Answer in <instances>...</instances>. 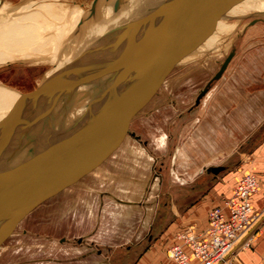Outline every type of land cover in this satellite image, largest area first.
<instances>
[{
  "label": "rangeland",
  "instance_id": "obj_1",
  "mask_svg": "<svg viewBox=\"0 0 264 264\" xmlns=\"http://www.w3.org/2000/svg\"><path fill=\"white\" fill-rule=\"evenodd\" d=\"M3 1L4 5L0 4V9L2 8L0 11V84L14 89L21 95L0 87V106L12 108L15 111L17 107L19 109L22 106L32 105L38 100L39 95H34L38 87L42 88L44 96L50 90H53L52 94L56 95V87L52 80L61 78L69 83L68 75L74 74L72 73L75 72L74 66L77 70H81L79 74H75L79 76H74V79L75 77L80 79L83 75L89 74V71L84 72L87 60L79 61L75 58L68 61L67 65L73 68L70 67V74L65 77L62 71L66 64L35 61V57H39L38 54H40L36 52L38 47L35 42L45 41L46 37L52 34L62 37L71 35L70 39H73V34H76L84 24L85 17L81 19L78 26L74 24L61 31V25L70 16V10L78 6L75 0ZM92 2L94 1L77 0L81 10H87ZM149 3L152 4L151 0ZM137 18L145 19L142 15H138ZM209 19V17L199 19L201 20L199 25L190 23L182 33L191 32L197 38L196 47L199 45L198 48H201L205 45L208 50H211L218 39L217 43L221 44L218 50L208 51L197 56L198 60L194 59L185 66L175 68L167 78L171 80L168 86L163 85L160 88L166 80L163 79L153 92L149 89L150 87L144 90L142 100L140 99L130 109L121 125L113 130L116 138L109 137L107 140L106 137L104 140H107V143L96 150V155L84 169L56 193L41 202L18 224L0 247V264H37V258L40 257L45 259L38 264H52L53 259L61 257H63L62 264H79L78 260L87 258L89 261L99 250H102L104 255L112 254L110 257L112 264L118 262V259L121 260L122 256L127 261L123 264H131L132 262L129 261L133 254L128 253L130 250L135 251V259L142 258V261L140 260L137 264H177L168 257V249L177 243L178 235L190 225H196L202 230L207 222L205 215L195 213L194 216H188V219L182 223H177L179 227H176L173 232H164L166 225L174 221L176 217L174 213L176 182L173 163L175 151L171 142L164 145L163 141V147L157 148L161 140L157 139L155 142V140L149 141L148 138L147 140L143 138L144 127L156 129L158 133L159 119L156 117L155 123L151 124L144 121L149 119L148 116L153 112L159 110H163L167 115L175 114V100L178 99L179 105H182L181 103L186 102L181 101L199 95V91H202L219 71L230 51L235 49V56H237V52L244 51L245 47L264 46V21L247 27L244 32L240 29L235 31L237 35L240 34L236 38L235 32L229 36L230 32L227 31L230 19L214 20L221 30L224 29L221 36L206 28L209 25ZM231 20L235 21L232 18ZM251 20V18L245 19L244 22L249 23ZM127 22L130 23L127 32L129 31L132 35L134 29L133 27L131 29V20L127 19ZM151 22L146 20L142 25V28L146 29L139 32L141 38ZM199 26L201 32L197 33ZM70 41L65 39L63 44L60 43L59 53L72 44ZM122 41L127 42V40ZM188 46L190 45L184 48ZM175 48L173 43L172 48L169 49L167 45H164L157 52L170 59L172 56L168 52L174 51ZM206 50L203 48V51ZM149 64L145 72H141L136 77L132 72L128 79L116 89L108 88L118 83L119 72L107 75L108 77H104L105 80H99L98 84H102L98 86L99 88H88L89 91L86 88V97L90 96V99L88 98L89 100L80 106L82 113L87 117L95 106L100 107L114 97L123 96L132 88L138 90L147 88L151 77L159 72V70L153 72L152 69L154 67L158 69L160 63L151 59ZM249 64L253 67L252 63ZM137 70L139 71L136 69L135 72H138ZM217 81H214L212 85ZM77 89L78 87L71 89L70 96L73 97ZM149 95L150 98H144ZM72 97L70 101H67L68 104L72 101ZM51 98L52 103H56L58 107L61 106L59 102L61 95ZM86 117L78 116L69 124L63 125L64 128L61 126L54 130L55 132L48 134L49 137L47 135L43 139L40 138L33 157L68 136L69 131H74L69 130V125L78 128L81 124L80 120L83 121ZM28 122L29 120L22 122V126L18 124L12 132L15 135L20 133ZM125 123H128L127 127H124ZM8 138L14 143L17 141L13 140L15 139L13 134L4 132L0 135V162L12 152L14 143H11L9 148ZM141 148H144V151ZM13 158L15 156H12ZM133 179L134 181H131ZM244 249H239L236 256ZM236 256H232L230 261L224 264H234ZM105 264H111V261Z\"/></svg>",
  "mask_w": 264,
  "mask_h": 264
},
{
  "label": "crops",
  "instance_id": "obj_2",
  "mask_svg": "<svg viewBox=\"0 0 264 264\" xmlns=\"http://www.w3.org/2000/svg\"><path fill=\"white\" fill-rule=\"evenodd\" d=\"M76 4L80 5L77 1ZM78 6L74 7L72 11L70 10V16L61 25V31L74 24L78 26L83 17H85L84 24L86 23L85 19L87 18L86 15H89V10H81ZM200 21L199 19H192L190 23L199 25ZM140 22L143 25L145 21L140 20ZM208 22L209 25L206 28L213 32L217 31V22ZM158 23L154 22V26ZM176 24L170 23L168 30L173 29ZM81 31L82 27L77 33L75 32L76 34H73V39H70L71 35L62 37L52 34L50 37H46V41H39L41 48L35 44L38 47L36 52L41 53L38 55L42 57L38 61L56 63L48 61L47 55L58 54V46L63 44L65 39L71 40L70 43L73 42ZM200 32L199 26L197 33ZM218 36L221 35L218 34ZM236 36L239 34L236 33ZM130 37L131 34L125 32L120 34L118 47L119 45H128ZM137 37H140L139 32ZM140 39L142 38L140 37ZM196 39L191 32H181L165 44L169 49L173 47V43L176 47L174 51L168 52L172 56L170 59L161 56L158 52L152 56L151 59L160 64L162 62L172 63V68L162 74L166 80L163 81L160 88L163 85H169L171 80L167 78L174 72L175 68L191 63L198 58L197 56L208 51L218 50V39L211 50H208L205 45L201 48H198L199 45L196 47L198 44ZM122 40H127L126 45ZM186 45L190 46L184 48ZM203 48L207 50L203 51ZM183 52H186L185 56ZM93 57V55L90 56L85 66H89ZM185 61L186 63H184ZM249 63H252L253 67ZM155 68L152 69L153 72L154 70H162L160 67ZM226 70L220 79L215 80L219 81L210 87L199 104H196L198 95L189 100L181 101L186 102L181 103L182 105H179L180 101L177 99L175 100L176 105L174 104L176 107L174 109L175 114L167 115L163 110H159L153 112L148 116L149 119L144 121L151 124L155 123L156 117L159 119L158 133H156L155 128L153 130L144 127L143 138L146 140L148 138L149 141L155 140V142L157 139L161 140L162 142L160 141L157 148H162L164 142V145L171 142L175 151L173 163L175 166L174 181L176 182L174 188L176 198L174 204L176 211L174 213L176 217L174 221L166 225L164 232H173L176 227H179L177 223H182L188 219V216H194L195 213L205 215V221L208 225L210 211L220 206L223 199L231 197L234 189L248 174L255 175L260 184L259 192L251 198L253 210L255 213H264V46L245 47L244 51L237 52V56H233ZM150 73L148 74L150 75ZM148 97L150 98V95L144 98L148 99ZM78 116L80 118L86 117L82 112ZM83 121L80 120V123ZM76 129V127L73 128L69 125V130L75 131ZM71 132L69 131V135ZM141 149L144 151V148ZM213 167H222L223 170L216 174L211 171ZM207 225L205 224V228ZM128 253L133 254L129 262L137 264L140 260L142 261V258L135 259L134 250H130ZM111 255H104L102 250H99L98 253L92 255L89 261L84 258V260H78V263L105 264L107 261H111L112 264ZM61 258L53 259L52 264H62ZM44 259L42 257L37 258V264L43 262ZM124 259L122 256V259H118L115 264L127 263ZM234 264H264V217L257 240L251 247L237 254Z\"/></svg>",
  "mask_w": 264,
  "mask_h": 264
},
{
  "label": "water",
  "instance_id": "obj_3",
  "mask_svg": "<svg viewBox=\"0 0 264 264\" xmlns=\"http://www.w3.org/2000/svg\"><path fill=\"white\" fill-rule=\"evenodd\" d=\"M231 1L234 0L167 1L153 15H149L143 20H149L154 16L161 17V21L156 26L152 20L142 39L136 41L135 36L141 22H135L131 25V29L133 27L134 31L129 39L128 47L120 59L108 63V65L89 75H83L74 84H68L61 78L53 79L52 83L56 87L55 92L76 88L81 84L114 72H119L118 83L108 89L118 88L132 72H134L135 77L141 72H145V68L150 65L152 56L163 45L183 32L195 14ZM170 23L177 24L173 29L168 30ZM185 53L183 52V55ZM233 55L234 53H231L224 60L219 71L200 91L196 104L200 103L201 98L210 89L212 82L222 77V73L228 67ZM159 67L162 70L151 77L147 88H140L139 90L132 88L123 96L114 97L100 107L95 106L83 123L57 144L25 163L0 171V247L34 208L70 182L78 172L88 165V162L96 155V150L101 145L106 144L109 137L116 138L113 130L121 125L130 109L140 99L142 100L144 90L150 87L149 89L153 92L155 87L160 85V80L164 79L161 75L172 68V63L162 62ZM136 69L139 71L135 72ZM39 94H44L41 87H38L34 93L37 96ZM127 126L128 123H125L124 127ZM105 138L107 140H104ZM222 170V167L211 169L216 174Z\"/></svg>",
  "mask_w": 264,
  "mask_h": 264
},
{
  "label": "bare ground",
  "instance_id": "obj_4",
  "mask_svg": "<svg viewBox=\"0 0 264 264\" xmlns=\"http://www.w3.org/2000/svg\"><path fill=\"white\" fill-rule=\"evenodd\" d=\"M93 1L94 3L92 2L93 4L91 3L89 8L86 10H89L90 12V14L88 13L89 15H86V23L82 25V31L79 33L77 38L74 39L72 44L67 46L63 52L54 55H47L46 57V59L50 62H56V64H66V67H64V70L62 71L64 77L70 74V69L73 68L71 65H67V62L75 58H78L79 61H84L90 59L91 55H94V57L91 58L89 66L84 67L86 68L84 69V72L89 71V74L93 73L99 68H103L104 66L108 65V63L120 59V57L125 53L128 45H119L118 47L117 43L120 41L119 36L123 32L126 34H131L129 31L127 32L130 24L127 22V19L131 20V24L139 22L140 19L137 18L138 15H142L144 18L148 17L149 15H153L160 7L157 5H163L169 0H151L152 4L149 3L150 0ZM0 4L4 5V1L0 0ZM207 17L210 18L208 21L230 19L231 22L228 25L227 30L230 32L229 36L239 29L241 32H244L247 27L264 21V0H234L226 4L218 5L210 10H204L203 12L195 14L192 19H205ZM231 18L235 21L233 22ZM250 18L252 20L249 23L244 22L245 19ZM149 20L160 22L161 17L154 16ZM216 28L217 31L215 32H218L219 35L224 33V29L221 30L218 25H216ZM142 29L146 28H142V25H140L138 32L141 33L143 31ZM236 33L237 32H235V34ZM138 40H140V37H137L136 41ZM35 44L41 48V44L36 42ZM220 45L221 44H218L217 48ZM89 52H91V54H89ZM231 53H234L235 55V51H232ZM39 58L42 57L40 55L39 57H35L37 63L49 64V62L44 60L38 61ZM74 68L75 72H72L74 74L68 75V84H74L75 81L79 80V77H75L76 80L73 77L79 76L75 74H79L81 70H77L75 66ZM110 74L111 73H108L107 75ZM107 75L77 86L78 89L76 93H72L73 97L72 95L70 96L69 91H72L71 89L55 92L56 95H61V99L59 101L61 106L59 107L56 103H52L51 97H56V95L52 94L53 90H50L45 94V96L39 94L38 100L34 104L22 106L19 107V109L17 107L15 111H13L12 108H3V106H0V128H2L0 129V135L4 132L7 133L8 130H10L8 134H13L15 137L13 140H17L15 142L16 144L14 143L11 154H9L5 160L0 162V171L20 165L32 159L36 145L40 143V138L43 139L45 136L57 128H60L61 126L64 128L63 125L69 124L72 119L78 117V115L82 112V108L80 106L90 99V96L86 97V88L88 89L94 87L96 89V87L102 85L98 84L99 80L102 81V79H104V77ZM0 87L4 88L6 91L21 95L14 89L3 84H0ZM89 90L90 89H88V91ZM48 94L51 95L49 96ZM71 97L72 101L70 104H68L67 101H70ZM79 103L81 105H78ZM26 120H29V122L26 124L25 129H22L20 133L15 135V133L12 132L14 128L17 127L18 124L22 126V122ZM49 136L50 135H48V137ZM7 142L9 143V148H11L10 142L12 141L8 138ZM12 156H15V158L12 159Z\"/></svg>",
  "mask_w": 264,
  "mask_h": 264
},
{
  "label": "built area",
  "instance_id": "obj_5",
  "mask_svg": "<svg viewBox=\"0 0 264 264\" xmlns=\"http://www.w3.org/2000/svg\"><path fill=\"white\" fill-rule=\"evenodd\" d=\"M260 184L255 175H246L231 197L209 213L208 225L200 230L190 225L168 249V257L177 264H224L257 240L263 214L255 213L251 198Z\"/></svg>",
  "mask_w": 264,
  "mask_h": 264
}]
</instances>
